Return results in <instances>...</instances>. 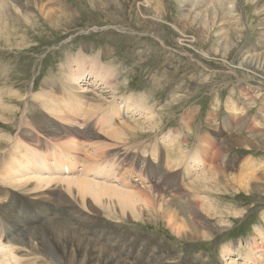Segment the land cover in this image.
I'll return each instance as SVG.
<instances>
[{
	"label": "rangeland",
	"instance_id": "rangeland-1",
	"mask_svg": "<svg viewBox=\"0 0 264 264\" xmlns=\"http://www.w3.org/2000/svg\"><path fill=\"white\" fill-rule=\"evenodd\" d=\"M64 1L68 2L65 11L71 18L66 17L61 25L56 27L46 23L47 26L43 18L37 22V29L29 28L27 23H16L21 27L18 36L27 37L26 47H10L6 42H0V66L6 70V76L0 81L2 97L7 102L10 93L6 90L10 88L18 93V102H5L7 109H11L10 119L9 124L0 122V128L3 132H12L13 136L28 132L25 126L20 128L27 108L31 111L29 118H34V126L47 120L44 116H54L47 111L48 106L34 99L33 94L45 91L44 80L57 78L63 62L72 61L76 54L87 56L101 66L108 65L118 73L116 84L125 85L117 92L119 108L125 103L123 97H129L133 102L148 103L156 116L151 128L145 122L146 129L142 133L132 137L127 133L126 147H134L131 150L135 151L138 147L143 148L141 144L146 142L144 152L137 153L147 160L151 157H148L147 148L154 145V138L159 142L173 143L171 147L175 151L179 148L188 153L208 152L211 155L212 151L220 150V154L211 159L220 165V170L210 167L212 162L209 159L206 166H196L189 177L202 186H209L206 193H201L211 200L205 204L209 226L204 232L209 236L188 240L175 235L162 221L151 227L144 226L145 232L162 237L177 251L184 264H227L222 250L229 245L230 255L232 250L236 251L233 256L228 253L229 258L238 260L241 257L246 263H253L254 251L264 254V0H234L235 11H227L219 18L207 16L204 21L198 14L199 7L189 8L187 13L190 16L186 15L181 0H162L163 5L160 1L155 5L154 0L153 7L146 3L147 0H63L61 5ZM46 5L50 7L49 2ZM55 8L58 7H50V11ZM67 83L61 85L58 95L61 100H67L66 96L74 98V103L75 97L67 90L73 89L72 85L69 80ZM132 107L121 108V112L136 113ZM87 113L82 107L76 113L81 124ZM113 117L116 115H110V119ZM55 118L62 121V117ZM52 124L55 130L64 133L59 130V122ZM84 131L85 128H81V132ZM85 139L81 138L82 141ZM6 144V141L0 144V158ZM123 147L122 143L118 148ZM104 149L109 152L107 147ZM144 160L141 156L140 169L148 170L147 176L153 175L150 171L158 165L153 160L146 166L145 162L142 163ZM259 163L263 170L249 182L248 191L232 184L234 177L246 176V171L252 169L250 165L257 167ZM82 164L76 166L81 169ZM243 165L249 169L243 170ZM202 175L209 176L203 179ZM131 178L135 180L137 177L133 175ZM215 179L221 180L223 186L220 184V188H216ZM203 180L208 184H202ZM9 187L17 194L27 197L31 194H25L18 186ZM251 187L257 189L251 190ZM57 192L62 194V188ZM2 197L0 193V199ZM7 204L11 206L13 202L7 200ZM15 209L18 221L28 226L38 224L34 208L23 205ZM53 212L60 213L61 210L56 208ZM118 225L126 231L133 228L126 220ZM106 232L112 233L108 229ZM134 235L128 233V236ZM239 243L243 245L239 247ZM117 249L129 250L128 245L122 243ZM134 250L130 249V252ZM133 258L140 264L135 256Z\"/></svg>",
	"mask_w": 264,
	"mask_h": 264
},
{
	"label": "bare ground",
	"instance_id": "bare-ground-1",
	"mask_svg": "<svg viewBox=\"0 0 264 264\" xmlns=\"http://www.w3.org/2000/svg\"><path fill=\"white\" fill-rule=\"evenodd\" d=\"M62 1L0 0V42H6L10 47L27 45V37L18 36L21 27L16 23H27L29 28H36L37 22L43 18L45 24L61 25L66 17L71 18L65 11L68 2L64 1L61 5ZM152 1L147 0L146 3L153 7ZM159 1L163 5L162 0H155V5ZM181 1L182 9L188 16L189 8L199 7L198 14L203 21L207 16L219 18L227 11H235L234 0ZM48 2L50 7L58 8L50 11L46 5ZM53 14L55 17H50ZM80 60L83 62L78 63ZM117 74L108 65L101 66L87 56L76 54L72 61L63 62L58 79L46 78L43 84L45 91L33 94L34 99L48 106L47 111L54 116H44L47 120L36 127L33 125L34 118L28 116L30 110L27 108L20 128L25 126L28 132L13 136L12 132H3L0 128V144L7 142L0 158V188L4 187L0 190L3 195L0 199V264H138L133 256L140 264H175L176 261L184 264L176 250L169 247L162 237L146 233L144 226L151 227L162 221L175 235L188 240L209 236L208 232H204L209 226L205 206L209 198L201 194L206 193L209 186H202L189 177H192L191 172L196 166H206V162L217 157L220 150L212 151L211 155L208 152L188 153L179 148L175 151L171 147L173 143L159 142L158 138H154V145L147 148L148 157L151 156L147 160L137 153L141 150L144 152L146 142L141 144L143 148L136 147L135 151L131 150L134 147H126L124 144L129 140L126 139L127 133L130 137L142 133L146 129L145 122L151 128L156 116L148 103L133 102L129 97H123L125 103L121 108L125 110V107L131 109L133 106L136 113L128 115L121 112L116 104L119 99L117 92L125 85H121V82L116 84V78H119ZM4 76L6 70L0 66V81ZM89 77H92L90 82H83ZM67 80L74 89H67L75 97L74 103V98L66 96L67 100H61L58 95L61 85L68 84ZM12 90H6V93H10L6 97L7 102L0 91V122L6 124H9L8 114L11 111L6 103L16 102L18 97V93ZM81 107L88 111L83 115V124L76 114ZM110 115L116 117L110 119ZM55 116L62 117V121ZM55 121L60 123L59 130L64 131L62 134L56 129L61 138L57 137V131L53 128ZM30 127H36V130ZM81 128L86 131L82 133ZM156 131H152L153 134ZM83 137L86 138L84 141L81 140ZM122 143L125 147L118 148ZM105 147L109 152L105 151ZM141 156L145 158L142 163L145 162L146 166L153 160L158 165V168L150 171L153 175L147 176L148 170L140 169L138 163ZM82 162L80 169L76 165L81 166ZM211 162L210 167L219 169L220 165L215 164L214 159ZM259 165L255 167L251 164L252 169L246 171V176L234 177L232 184L248 191L249 182L255 180L263 170ZM245 169L248 170L249 166H244ZM133 175L139 178L138 181L131 178ZM209 175L212 177V174ZM208 176L202 175L201 178ZM203 181L202 184H208ZM221 183V180L215 179L216 188H220ZM11 185L21 187L22 192L31 193L30 196L14 193L9 187ZM59 188H62L60 195L57 192ZM256 189L251 187V190ZM7 200L13 205L9 206ZM23 205L35 209L38 224L28 226L17 220L15 208ZM56 208L61 212H53ZM237 215L239 217L240 213ZM125 220L133 225L129 231L118 225ZM139 227L142 229L139 230ZM96 228L100 230H94ZM106 229L112 233L106 232ZM129 232L135 235L128 236ZM121 243L127 244L129 250L117 249ZM242 245L238 244L239 247ZM142 246L143 250L139 251L138 248ZM262 247L258 248V252ZM130 249L135 250L130 252ZM222 253L227 264H261L260 259L264 264V254L260 252L252 253L255 258L253 263H246L241 257L238 260L229 258L230 245Z\"/></svg>",
	"mask_w": 264,
	"mask_h": 264
},
{
	"label": "trees",
	"instance_id": "trees-1",
	"mask_svg": "<svg viewBox=\"0 0 264 264\" xmlns=\"http://www.w3.org/2000/svg\"><path fill=\"white\" fill-rule=\"evenodd\" d=\"M233 252V254H235V251H232Z\"/></svg>",
	"mask_w": 264,
	"mask_h": 264
}]
</instances>
